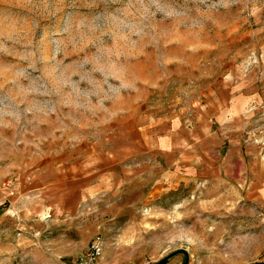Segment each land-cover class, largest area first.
Returning a JSON list of instances; mask_svg holds the SVG:
<instances>
[{
    "label": "rangeland",
    "instance_id": "374dc122",
    "mask_svg": "<svg viewBox=\"0 0 264 264\" xmlns=\"http://www.w3.org/2000/svg\"><path fill=\"white\" fill-rule=\"evenodd\" d=\"M71 6L95 11L123 4L74 0ZM43 10V0H0V32L32 31L42 24ZM257 26L264 27V13L256 17ZM58 28L54 23L45 29L46 56L55 54ZM250 41L241 49L230 46L211 22L200 31L158 16L155 32L136 45L141 61L132 64L128 78L137 81V92L106 105L107 112L89 114L84 130L70 133L80 140L54 143L60 136L55 117L38 126L36 136L48 138L43 155L52 158L35 172L45 195L34 203H13L0 193V264H70L96 234L105 240L98 264H189V257L191 264H264V59L241 66L222 87L208 79L225 57L239 62L255 50L260 58L264 33ZM237 83L244 88L233 92ZM61 152L64 158L56 159ZM40 158L26 156L25 162L31 168ZM156 180L172 195L155 191ZM148 188L153 191L133 196ZM77 193L80 199L66 208ZM90 208L100 212L88 216ZM177 211L184 219L173 225L166 218ZM160 214L165 218H153ZM116 216L130 217L119 231L111 226ZM132 232L135 243L118 244ZM172 237L177 239L169 246ZM162 247L169 248L163 256Z\"/></svg>",
    "mask_w": 264,
    "mask_h": 264
},
{
    "label": "clouds",
    "instance_id": "9594fccd",
    "mask_svg": "<svg viewBox=\"0 0 264 264\" xmlns=\"http://www.w3.org/2000/svg\"><path fill=\"white\" fill-rule=\"evenodd\" d=\"M43 2V22H38L35 29L23 34L0 32V166L3 168L0 171V193L13 203L25 200L34 203L45 195L44 185L35 178V172L47 168L52 158L43 155L48 149L42 145L48 138L36 136L39 125L55 117L60 125L56 132L60 136L54 143L80 140L79 135L70 133L83 131L89 114L95 116L101 110L107 112L106 105H115L126 98L125 93L138 91L135 78H128L132 64L141 61L142 53L136 45L155 32L158 16L172 21L177 27L189 23L190 27L200 31H204L206 22H211L212 27L225 35L230 46L241 49L251 42V37L264 33V27H254L256 17L264 13V0H183L182 5L176 4L175 0H99V3L123 4V7L95 11L82 6L72 7L74 0H54V7H50L49 0ZM189 4L195 7H188ZM221 19L227 22L221 23ZM54 23H59L55 31L58 38L55 54L46 56L43 45L47 39L45 29ZM207 47L210 52L217 50L215 44ZM261 59H264V53L257 58L255 50L239 62L235 57H225L208 79L222 87L225 82L235 79L241 66L258 65ZM49 64L52 66L48 67ZM243 88V83H237L232 91ZM222 90L231 95L227 88ZM64 109L68 111L65 113ZM146 110L145 102L141 111ZM29 125L34 126L31 131ZM29 135L34 139H28ZM80 147L86 151L88 145L80 141ZM29 149L35 151L29 153ZM26 156L41 158L29 168ZM64 156L61 152L56 159ZM155 184L159 186L155 191L172 195V191L165 190L159 180ZM148 191L153 189H142L133 196L138 198ZM96 195L92 193V198L95 199ZM76 199H80L78 193L65 202V207L71 208ZM2 204L3 200H0ZM94 212L99 213L100 209L90 208L86 215L91 216ZM153 218L165 217L160 214ZM129 219L128 216H116L112 218L111 226L119 231ZM166 219L175 225L184 217L177 211L174 218ZM142 227L151 229L155 226L144 224ZM126 235L120 236L118 244L136 242L135 232H132L131 239H126ZM153 238L156 237H149ZM178 238L184 239L183 235ZM176 239H169L168 245L174 244ZM187 243L194 241L188 239ZM168 251V247H162L159 254L163 256Z\"/></svg>",
    "mask_w": 264,
    "mask_h": 264
},
{
    "label": "built area",
    "instance_id": "2783aa9c",
    "mask_svg": "<svg viewBox=\"0 0 264 264\" xmlns=\"http://www.w3.org/2000/svg\"><path fill=\"white\" fill-rule=\"evenodd\" d=\"M105 247V240L101 234H96L88 244L87 249L70 264H98Z\"/></svg>",
    "mask_w": 264,
    "mask_h": 264
}]
</instances>
